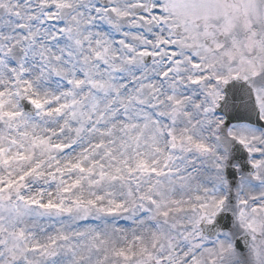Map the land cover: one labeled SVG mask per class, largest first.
<instances>
[{
	"label": "snow or ice",
	"instance_id": "snow-or-ice-1",
	"mask_svg": "<svg viewBox=\"0 0 264 264\" xmlns=\"http://www.w3.org/2000/svg\"><path fill=\"white\" fill-rule=\"evenodd\" d=\"M0 264H264V0H0Z\"/></svg>",
	"mask_w": 264,
	"mask_h": 264
}]
</instances>
